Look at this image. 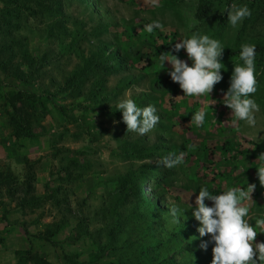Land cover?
<instances>
[{
    "label": "rangeland",
    "instance_id": "obj_1",
    "mask_svg": "<svg viewBox=\"0 0 264 264\" xmlns=\"http://www.w3.org/2000/svg\"><path fill=\"white\" fill-rule=\"evenodd\" d=\"M201 4L208 8L202 19ZM245 4L251 15L233 29L225 8ZM133 19L159 20L162 35L177 38L126 29ZM194 33L224 49L264 46V0H0V165L21 182L30 159L32 193L45 195L16 208L0 191V264H211L212 244L202 248L209 237H200L192 216L204 186L219 194L254 183L246 219L253 225L264 216L256 169L264 153V51L255 57L257 128L239 122L237 129L223 96L239 55L222 56L211 101L182 97L170 65L157 69L150 42L175 44ZM170 54L191 63L184 50ZM18 90L42 102L30 118L33 137L11 134L3 96ZM124 98L156 107L152 132L126 131L115 109ZM206 103L213 104L196 128L191 115ZM181 151L184 163L175 169L158 162ZM171 203L185 208L180 224L169 216ZM254 243H264V233Z\"/></svg>",
    "mask_w": 264,
    "mask_h": 264
},
{
    "label": "clouds",
    "instance_id": "obj_2",
    "mask_svg": "<svg viewBox=\"0 0 264 264\" xmlns=\"http://www.w3.org/2000/svg\"><path fill=\"white\" fill-rule=\"evenodd\" d=\"M228 24L238 28L241 23L251 15V10L245 5H232L225 8ZM163 24L159 20L143 25L146 33L152 34L160 30ZM174 52L181 50L186 53L187 61L168 52L161 53L156 58L157 69L165 68V62L170 65L167 74L172 82L177 83L183 92L182 97H205L209 101V94L214 86L222 80L221 63L225 46L208 35L194 33L184 36L175 43ZM256 47L254 44H243L239 51V61L233 67L229 87L223 96V104L231 110L232 124L239 129V122L251 128H257L256 113L259 106L252 98L257 90L255 72ZM213 103L202 105L191 115V122L196 128L205 123L206 109ZM115 109L121 113V120L126 125V131L138 136H145L152 132L159 124L160 117L153 105L137 106L131 98L121 99L116 103ZM258 134V133H257ZM259 142V140L257 141ZM164 168L175 169L184 163V153H169L159 161ZM257 179L264 186V153L256 160ZM256 184L229 188L219 194H213L208 187H200L195 197V207L192 216L199 222L197 231L200 237L208 236L202 242L205 250L212 244L211 264H264V243H254L257 233H264V216L256 218L250 225L246 217L249 216L250 194ZM211 201V206L205 200ZM191 207L187 204V207ZM169 216L173 223L180 224V217L185 208L175 203L169 206Z\"/></svg>",
    "mask_w": 264,
    "mask_h": 264
},
{
    "label": "trees",
    "instance_id": "obj_3",
    "mask_svg": "<svg viewBox=\"0 0 264 264\" xmlns=\"http://www.w3.org/2000/svg\"><path fill=\"white\" fill-rule=\"evenodd\" d=\"M208 8L201 4L198 9L197 16L198 18L202 19L207 15ZM149 20H128L127 21V28L129 27H135V28H141L143 29V25L147 23H151ZM163 29V28H162ZM162 29L160 30H154L153 35L158 38H169V39H176L177 34L175 31L169 32V35H162ZM174 44L166 43V42H150V47L152 49V52L155 56H158L161 53L164 52H174L173 48ZM256 47V55L264 51V46L255 44ZM240 47L232 48V49H223L222 56H236L239 55ZM115 62H112V65H114ZM41 96V95H40ZM39 99V96L35 94L34 92H27L18 90L15 92L7 93L6 96H3V100L8 104L10 108L5 109V114L8 118L9 124L11 126V134L14 138L18 137H33L34 132L31 129V124L33 120L31 121L30 118H34L36 114V104L40 105L42 104L41 101H37ZM17 105V106H16ZM166 119V118H161ZM248 144L252 147H259V144L248 142ZM206 150V148H205ZM215 150H225L228 153H245L246 150H237L232 147H225L224 145H219L215 147ZM24 165L26 167V173L23 176V179L21 182L17 180V177L7 168L0 165V191L3 190L4 193L9 196L10 198L15 200L14 207L16 208H24L27 205H35L37 202L42 200L43 197L35 196L32 193L33 190V182L35 180L34 175V168L32 166L33 161H31L28 158H24ZM42 235V234H40ZM43 239L49 240L48 235H42Z\"/></svg>",
    "mask_w": 264,
    "mask_h": 264
}]
</instances>
